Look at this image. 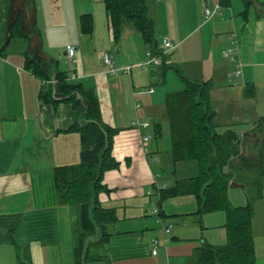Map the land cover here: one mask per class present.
Instances as JSON below:
<instances>
[{
  "label": "crops",
  "instance_id": "1",
  "mask_svg": "<svg viewBox=\"0 0 264 264\" xmlns=\"http://www.w3.org/2000/svg\"><path fill=\"white\" fill-rule=\"evenodd\" d=\"M258 1L264 11V0ZM146 2L158 44L159 54L154 55L161 64L149 62V46L134 25L125 23L117 34L114 32L103 0H0V264H76L82 210L78 204H59L53 170L80 162L81 135L69 129L84 117L54 94L58 72L64 73L70 83L92 90L103 123L117 130L112 156L119 167L104 174L108 191L98 198L104 207L115 209L123 223L132 224L116 231L110 226L112 236L95 250L100 259L88 264H193L195 250L203 243L226 242L223 212L198 214L193 195L169 198L162 205L156 191L188 176H172L165 182L161 141L154 139H158L157 127L163 131L160 120L167 122L166 94L184 89L176 72L180 71L189 80L211 83L210 105L216 130L225 135L233 159L256 156L253 132L264 116V104L259 110L248 101L258 95V83L253 79L255 64L243 65L242 59L246 63L254 61L258 52L264 60V15L253 4L247 6L245 0H229V6L220 4L219 13L209 20L205 5L213 6L220 0ZM19 12L21 34L10 36L12 21ZM82 16L90 19V32L84 30L89 22L83 24ZM233 34L237 45L233 44ZM165 38L175 47L162 54ZM68 45L76 48V61L67 55ZM228 49L241 61L239 77L233 74L236 64L225 55ZM105 53L111 56L115 70L104 64ZM33 60L50 80H41L26 68ZM48 84H52L51 98L42 99L40 92ZM233 93L238 100L248 102L243 111L238 104L234 106L237 101ZM220 117L232 123L250 119L252 128L243 138L231 125L220 133V126L225 125ZM136 121L149 125L139 127L133 124ZM99 131L98 125L89 126L87 150L95 146ZM147 135L151 139L145 142ZM151 157L157 159L156 163H151ZM231 188L228 194L232 202ZM244 201L247 199L241 198V202L232 204L241 206ZM155 207L159 214L153 212ZM253 207L255 264H264V198ZM149 214L155 217V223L159 221L157 216L168 215L176 216L179 222L168 224L172 228L167 234L163 231L166 224H160L163 241L157 240L162 254L154 255L153 242L145 237ZM200 217L205 227L198 226ZM185 237L193 241L186 247L181 245Z\"/></svg>",
  "mask_w": 264,
  "mask_h": 264
},
{
  "label": "trees",
  "instance_id": "2",
  "mask_svg": "<svg viewBox=\"0 0 264 264\" xmlns=\"http://www.w3.org/2000/svg\"><path fill=\"white\" fill-rule=\"evenodd\" d=\"M103 2L116 34L123 24L131 23L141 34L150 51L159 54L155 25L146 0ZM220 4L229 6L230 2L220 0ZM245 4L251 6L252 2L245 0ZM81 20L83 24L86 20L89 22L84 30L90 32V19L82 16ZM21 25L22 14L19 12L12 21L10 36L20 35ZM26 68L41 80H50L37 61H28ZM176 72L184 82V89L167 93L165 98L164 115L169 123L171 137L170 154L174 165L183 161H196L198 173L176 180L172 185L156 192L162 202L177 196L193 195L197 200L198 214H225L226 242L219 245L203 243L195 250L196 261L193 264H255L252 199L247 198L245 205L235 206L229 199L228 191L231 183L235 182V170L262 168L264 164V116L259 119L255 128L256 138L259 136L255 144L256 156L242 155L233 159L225 135L216 130L214 111L210 105L211 83L189 80L183 77L180 71ZM56 85L58 96L66 98L63 102L72 104L84 117V121L74 123L69 129L81 135L80 162L55 167L53 174L59 204L81 206L82 232L80 247L76 250V264H87L91 260L100 259L95 250L110 239V226L119 220L116 210L104 207L98 198L100 193L108 191L103 184L104 174L119 167V162L112 156L113 139L117 130L103 123L99 102L92 90H84L80 84L70 83L62 72L56 75ZM45 89L44 86L40 92L41 98H51L52 84H48ZM76 93L83 97L84 104L77 99ZM91 124L98 125L100 131L93 149L87 150L85 146ZM157 134H160L158 127ZM104 148L106 150L102 154ZM255 197L261 196L258 194Z\"/></svg>",
  "mask_w": 264,
  "mask_h": 264
},
{
  "label": "rangeland",
  "instance_id": "3",
  "mask_svg": "<svg viewBox=\"0 0 264 264\" xmlns=\"http://www.w3.org/2000/svg\"><path fill=\"white\" fill-rule=\"evenodd\" d=\"M257 53L258 52H255V59H253L254 61H251V62L247 61V63H246V61L244 59H242V64L243 65H244V63H245V65L246 64H255L254 71H253V74H254L253 79L258 83V87H257L258 90L256 91V94H258V95L256 96V98L250 97L249 98L250 100H248V101H252L251 103H253L254 105H257V107L260 110V108L264 104V60L261 59V57H258L259 55ZM233 94H234V100L237 101V103L234 106L237 107V104H238L243 111L249 105L248 102H244L243 100H238V97L236 96V94L235 93H233ZM238 101L240 103H238ZM219 120L222 121V123L225 122L224 123L225 125L220 126V129H219L220 133L224 132L222 128H225L228 125H231L230 126L231 129L235 130L236 132H239L241 134V137L243 138L245 132H248V130L252 128L251 123H249L250 119L244 120L242 118L241 120H238L235 123H232L231 119L226 120L224 117H220ZM160 124H162L161 126L163 127V131L162 132L160 131L161 134H156L157 135L156 137L158 139H154V141L155 140L161 141L160 142L161 147L159 149V152L161 154H164V157H163L164 162L163 163L165 166H163V169H162L163 171H161L162 178L166 182L167 180L172 178V176L173 177L176 176V178H178L177 176L192 177V176L197 175L198 166H197L196 161H193V160L183 161V162L176 164V165L173 164L171 154H170L171 137H170L169 124H168V121L166 122L165 120H160ZM254 133H255V130H254L253 134ZM258 137L259 136H257V138ZM241 148L244 150L243 147H241ZM242 151H241V153H242ZM165 160H167V164H165ZM168 162H169V164H168ZM176 178H173V180ZM233 178L235 179L234 183L243 186L241 188H231L230 191H233V193H238V195H240V196H235V194L232 193V199H233L232 202L233 203L238 204L239 202H241V198H244V199L249 198V199H252V203L254 205V203L256 201L260 200L261 198H264V164H263L262 168L254 167V168H249V169L235 170ZM168 183H169V181H168ZM237 187H240V186H237ZM258 194H260V196H261L260 198L255 197ZM191 197H192V199H195L193 196H191ZM245 202L247 203L248 201H244V203ZM162 205H164L163 202H162ZM185 208H190V207L186 206ZM193 210H196V208L194 207ZM157 217L159 220V221H157V223H155L156 222L155 217H153L150 214L145 219L147 225H146V229H145L144 233L146 234L145 237L149 238L150 242L153 241L154 239H157V238L159 240L163 241V235L160 238V236L162 234L161 225L163 222L166 225H168V224L174 225V223H179V222H176L177 220H175L177 217L173 216V215H168L166 217H162V216L161 217L157 216ZM199 219H200V223L198 224V226L201 225V226L205 227L203 218L200 217ZM130 225H132V224H128V223L125 224L121 220V221H118L117 223H115L113 226H111L112 227L111 229H113L115 231L116 230H126L127 228H129ZM204 233H205V229L203 228L202 238L205 240ZM151 234H155V235L151 237ZM167 238L169 240L170 235ZM185 238H186V240H183L181 242V245L186 247V246L192 244L191 242H193V241H191L189 239L190 237L189 238L185 237ZM200 242H201V240H200ZM152 249L154 250L155 247ZM156 251H157V253L159 252L162 254L163 248L161 246L159 248L157 247ZM87 264H88V262H87Z\"/></svg>",
  "mask_w": 264,
  "mask_h": 264
},
{
  "label": "built area",
  "instance_id": "4",
  "mask_svg": "<svg viewBox=\"0 0 264 264\" xmlns=\"http://www.w3.org/2000/svg\"><path fill=\"white\" fill-rule=\"evenodd\" d=\"M221 9V6H220V3H217L213 6H208L207 4L205 5L204 7V14L206 16V19L209 20L211 18H213V16L217 13H219ZM233 38V44L237 45V38H236V35L233 34L232 36ZM174 44L167 38H165L162 42V48H161V53L164 54V53H167L169 52L170 50H172L174 48ZM66 52H67V55L74 59L76 61V48L73 46V45H68L66 47ZM225 55L227 57H229V59L236 64V69L234 71V76L235 77H239L241 75V61L238 59V58H235L234 56V51L233 50H227L225 52ZM147 56L149 58V62H152V63H155V64H161V59L158 57V56H155L151 51L147 52ZM103 62L105 65H107L111 70H115L114 69V66H113V63H112V58L109 54L105 53L103 55ZM125 72H128L129 71V67L128 68H125L123 69ZM152 92V90L150 91ZM139 107V106H138ZM134 125L136 126H139V127H148V123H140L138 121H136L135 123H133ZM151 139V136L150 135H147L145 136V138L143 139L145 142H148L149 140ZM157 159H155V157H151V163L154 164L156 163ZM162 188H165V186L159 188V189H162ZM153 212L155 214H159L160 213V210L158 207H155ZM171 225H164L163 227V231L165 234L167 233H170L171 231ZM153 246L155 247V249L153 250V254L156 255L157 254V251H156V248L158 247V243L159 241L157 239H154L153 241Z\"/></svg>",
  "mask_w": 264,
  "mask_h": 264
},
{
  "label": "water",
  "instance_id": "5",
  "mask_svg": "<svg viewBox=\"0 0 264 264\" xmlns=\"http://www.w3.org/2000/svg\"><path fill=\"white\" fill-rule=\"evenodd\" d=\"M250 1L252 2V4H253L254 8L256 9V11L258 13L264 15L263 8H262L261 4L259 3V1L258 0H250ZM53 92H54L55 95H57V93H58L56 83L53 84ZM75 95H76L77 99H79L84 104L83 97L79 93H76ZM61 99H66V98H61ZM105 150H106V148H104V150L102 151V154L105 152ZM102 154H101V156H102ZM231 185L243 187L242 185H239V184H236V183H231Z\"/></svg>",
  "mask_w": 264,
  "mask_h": 264
}]
</instances>
